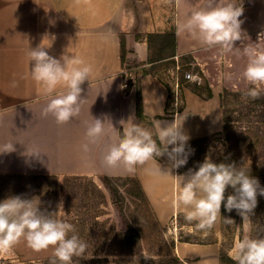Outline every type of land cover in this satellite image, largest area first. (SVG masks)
Here are the masks:
<instances>
[{
	"label": "crops",
	"instance_id": "crops-1",
	"mask_svg": "<svg viewBox=\"0 0 264 264\" xmlns=\"http://www.w3.org/2000/svg\"><path fill=\"white\" fill-rule=\"evenodd\" d=\"M197 4L198 0H172L173 15L169 17L165 8H160L156 15L135 12L127 7L126 0H0V149L11 144L14 148L0 153V175L133 177L160 224L184 215L183 208L174 203L176 179L159 175L153 161L128 172L123 166L107 168L103 156L122 135L121 121H146L154 132L156 101L164 115L157 114L154 119L171 123L176 118L182 123L188 142L222 130L223 110L218 91L211 89L212 95L207 97L181 86L173 107L165 82L156 73H142L143 68L150 66L146 38L150 33L175 32V57L191 55L201 65L203 53L210 48L177 31L178 22ZM243 8L242 32L248 37L264 31V0H249ZM122 41L127 51L125 64L121 62ZM41 43L51 44L46 49L49 55L74 56L92 69L89 81L81 85L85 101L79 116L63 125L57 124L51 115H42L52 97L31 77L27 53ZM121 84H129V88L121 90ZM137 86L142 118L136 116ZM65 90L58 85L56 93ZM92 117L109 121L105 123L104 136L89 144L90 150L84 152L81 145L88 142L85 133ZM33 150L40 151V156L27 154ZM156 162L162 171L170 166L167 156L157 157ZM179 169H172L171 174L188 173ZM220 222L221 217L212 229L216 230ZM29 248L21 239L12 251L22 253ZM52 249L40 252L51 253ZM174 251L183 260H193L191 264H219L216 242L176 241Z\"/></svg>",
	"mask_w": 264,
	"mask_h": 264
},
{
	"label": "rangeland",
	"instance_id": "rangeland-1",
	"mask_svg": "<svg viewBox=\"0 0 264 264\" xmlns=\"http://www.w3.org/2000/svg\"><path fill=\"white\" fill-rule=\"evenodd\" d=\"M248 1L243 0V4ZM126 5L135 12L149 11L151 15L165 8L169 17L173 15L172 0H126ZM262 32L246 37L243 43L259 41L258 46L264 48V37L259 40ZM235 47H241V41H237ZM174 60L175 63L164 61L155 68L170 90V106L175 107L174 84L178 76V90L185 86L205 96L208 89L218 91L224 122L219 133L187 142V163L180 169L195 171L209 157L216 163H234L242 167L264 187V92H261L263 97L260 95L256 99L246 95L252 87L242 79L247 58L236 51L225 52L213 47L203 53L201 65L191 55ZM187 72L192 75L191 79L184 76ZM136 124L151 130L146 121ZM63 177L40 179L29 175H0V202L13 196L34 199L41 211L54 213L55 218L73 224L75 233L69 235H78L87 249L84 257H73L72 264L193 263V260L189 262L178 257L174 251L176 241L216 242L218 259L222 253L231 258L238 239L244 235H264V196H257V206L249 223H243L236 210L227 212L222 204L219 227L205 234L195 228L196 222H187L182 214L176 220L160 224L133 177L103 180L81 176L65 184L61 183ZM229 194H233L231 187L226 189L225 197ZM223 218H231L234 222L225 223ZM53 251L42 253L29 248L15 253L11 249L0 252V264H50Z\"/></svg>",
	"mask_w": 264,
	"mask_h": 264
},
{
	"label": "clouds",
	"instance_id": "clouds-1",
	"mask_svg": "<svg viewBox=\"0 0 264 264\" xmlns=\"http://www.w3.org/2000/svg\"><path fill=\"white\" fill-rule=\"evenodd\" d=\"M243 12V0H198V4L178 22L177 31L187 33L208 48L219 47L225 52L242 53L247 58L242 79L252 86L246 95L256 99L264 92V48L258 46L259 41L243 43L247 37L241 29ZM261 37L264 32L259 40ZM237 41H241V47H235ZM50 47L51 44L44 46L41 43L30 48L27 57L32 79L52 97L42 115H51L57 124L63 125L79 116L85 101L81 97V85L89 81L92 69L74 56L64 54L55 58L49 55L46 49ZM58 85L66 90L56 93ZM125 86L121 84L119 88L122 90ZM53 93L56 94L53 96ZM157 114L164 115L158 101L152 118L154 132L139 124L121 121L122 135L108 146L103 164L107 168L123 166L126 171L133 172L138 165L153 161L159 175L176 179L178 191L174 203L177 208H183L184 219L189 223L196 222L195 228L205 234L221 217L222 204L227 212L236 210L243 223H249L257 206V196H264V187L260 186L258 179L234 163H216L209 157L197 170L190 169L185 175L173 176L172 169L187 163L189 137L176 118L169 123L154 119ZM106 121L109 120L92 117L85 133L88 142L81 145L82 151L88 152L89 144L97 143L104 136ZM111 127L114 129L112 124ZM13 150L11 144L0 149V153ZM27 154L40 156L41 152L33 150ZM162 156H167L170 162L165 171L156 162V158ZM228 187L233 189V194L225 197ZM223 219L225 223L234 222L231 218ZM70 233H75L73 224L55 218L54 213L41 211L34 199L13 196L0 202V252L10 251L23 239L36 252L52 247L50 264H72L73 257H84L87 244L78 235ZM230 255L235 264H264V235H244L234 243Z\"/></svg>",
	"mask_w": 264,
	"mask_h": 264
},
{
	"label": "trees",
	"instance_id": "trees-1",
	"mask_svg": "<svg viewBox=\"0 0 264 264\" xmlns=\"http://www.w3.org/2000/svg\"><path fill=\"white\" fill-rule=\"evenodd\" d=\"M147 45L149 49V56L147 59V62L150 64L149 68L147 69H142L143 74H148V73H156L155 68H157L161 63L164 61H168L169 63H175V56H176V35L175 32H165V33H150L147 35ZM126 48L124 45V42L122 41L121 43V62L122 64H125L126 62ZM185 56V55H184ZM184 56H180L179 58H184ZM126 88H129V84H127ZM212 95L211 90L208 89V92L206 94L207 97H210ZM263 97V95H261ZM136 116L138 118H142V110H141V96H140V90L139 87L137 86V93H136ZM195 141V140H193ZM181 171V169H179ZM23 176V175H19ZM29 176H35L40 179L42 178H56L54 175H29ZM81 176H65L62 178V182L64 183L67 182L68 180L72 179H78ZM103 180H108V176H101ZM136 184L139 186L137 180H135ZM141 190V188H140ZM141 194L142 190L140 191ZM219 261L220 264H231L232 261H234L232 258L227 256L226 254H220L219 256Z\"/></svg>",
	"mask_w": 264,
	"mask_h": 264
},
{
	"label": "built area",
	"instance_id": "built-area-1",
	"mask_svg": "<svg viewBox=\"0 0 264 264\" xmlns=\"http://www.w3.org/2000/svg\"><path fill=\"white\" fill-rule=\"evenodd\" d=\"M175 59H177V57H175ZM176 68L177 70H179V65L177 64L176 65ZM187 79H191L192 78V75L190 73H185L184 75ZM175 95H174V100H173V103L174 105H177V91H178V88H179V80H178V76H176V79H175Z\"/></svg>",
	"mask_w": 264,
	"mask_h": 264
}]
</instances>
